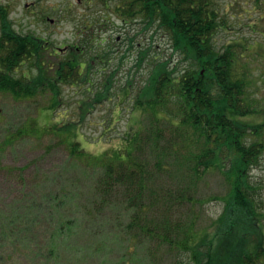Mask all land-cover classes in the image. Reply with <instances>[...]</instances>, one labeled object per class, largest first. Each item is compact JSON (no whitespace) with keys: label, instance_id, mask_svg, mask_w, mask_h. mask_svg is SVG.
Instances as JSON below:
<instances>
[{"label":"rangeland","instance_id":"1","mask_svg":"<svg viewBox=\"0 0 264 264\" xmlns=\"http://www.w3.org/2000/svg\"><path fill=\"white\" fill-rule=\"evenodd\" d=\"M257 1L214 0L222 19L212 37L214 49L222 52L231 43L240 44L231 50L242 65L236 69L247 75L248 100L254 101L255 111L239 118L247 125L264 123V0ZM75 3L0 0V7H9L8 20L18 33L48 43L44 57L52 65L67 54L64 47L79 45L87 52L89 37L84 38L92 31L84 34L82 22L103 15ZM106 18L105 27H94L92 41L98 48L93 46L91 55L101 49L108 56L92 67L90 84L84 75L77 83L73 78L72 84L61 85L55 113L47 109L52 104L48 97L28 101L0 94V264H190L188 251L176 244L187 227L192 224L197 237L209 232L216 241L211 233L229 189L223 175L211 170L191 180L174 164L169 149L181 143L173 105L157 108L154 116L133 103L135 90L159 73L162 61L170 58V68L177 63L169 35L140 20L125 24L116 16ZM50 45L64 54L51 52ZM185 66L178 63V72ZM194 69L206 73L202 66ZM28 70L26 62L21 72ZM36 72L32 67L30 73ZM108 77V100L92 103ZM128 84L131 92L122 95ZM30 122L36 133L27 132ZM70 123L85 152L95 157L130 149L135 134L142 135L138 162L148 174L142 214L129 204L122 186L102 187L104 171L94 161L70 156L67 140L74 138L60 131L71 128ZM250 175L257 187L256 211L263 218L256 221L264 232V154ZM185 196L191 200L177 199Z\"/></svg>","mask_w":264,"mask_h":264},{"label":"trees","instance_id":"2","mask_svg":"<svg viewBox=\"0 0 264 264\" xmlns=\"http://www.w3.org/2000/svg\"><path fill=\"white\" fill-rule=\"evenodd\" d=\"M78 1L86 11L98 10L103 15L82 22L84 34L89 28L92 31L84 38L89 37L87 52L79 45L68 47V53L54 61L55 65H48L50 60L44 57L48 43L33 34L18 33L8 20L9 7H0V94L28 101L48 97L52 104L47 109L55 113L61 85L72 84L73 78L77 83L80 77H88L92 67L104 63L108 56L101 49H95L91 55L93 46L98 48L92 41L94 27H105L106 16L110 19L116 16L125 24L140 20L149 28L164 31L169 35L173 56H179L178 61L171 68L170 58L161 62L159 73L135 90L134 107L143 113L154 114L159 107L173 105L175 114L172 116L179 123L177 134L181 141L169 148L177 162L174 164L183 167L191 180H199L211 170H218L229 185L228 192L221 198L224 205L216 219L218 227L211 233V236L216 235V241L209 239V232L197 237L191 224L176 244L188 251L190 264H260L264 258V232L258 224L262 215L256 211L259 205L255 196L257 187L252 184L250 173L264 154V139L259 138L264 134V123H240V117L255 111L254 101L248 100L245 93L247 75L236 69L240 62L235 61L231 50L240 44L231 43L222 52L214 49L212 37L222 20L214 0ZM72 6L70 4L68 8L72 9ZM50 46L51 51H55ZM26 62L29 70L24 73L21 66ZM178 63L186 64L180 73ZM196 65L202 66L206 73L195 70ZM32 67L37 70L35 75L30 73ZM109 78L102 83V91L96 94L92 103L108 100ZM90 80L88 77L87 83L90 84ZM129 92L131 86L128 84L121 94L127 96ZM33 124L29 123L27 132L36 133ZM70 124L71 128L63 126L60 129L67 137L74 138L66 139L70 156L83 158L91 164L94 161L104 171L102 187L122 186L129 204L139 207L134 209L142 214L143 183L148 177L138 162V143L142 144V135L135 134L130 149L103 152L95 157L85 152L76 138V125ZM68 129L70 133L66 132ZM177 199L189 202L190 198ZM247 217L255 221L250 222ZM239 232L243 236L236 239L234 236Z\"/></svg>","mask_w":264,"mask_h":264}]
</instances>
